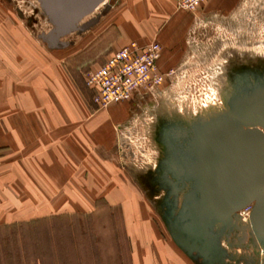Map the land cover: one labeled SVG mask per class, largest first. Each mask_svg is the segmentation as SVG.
<instances>
[{
    "label": "rangeland",
    "instance_id": "1",
    "mask_svg": "<svg viewBox=\"0 0 264 264\" xmlns=\"http://www.w3.org/2000/svg\"><path fill=\"white\" fill-rule=\"evenodd\" d=\"M211 1L195 10L178 9L188 17L183 24L186 30L172 46L161 42L157 66L164 78L156 87L142 90L127 107L128 113L117 127L121 140L118 157L136 192L133 196L139 199L141 215L152 218L159 235L175 239L187 262L264 264V241L252 237L249 209L221 218L212 208V221L200 196V191H206L204 175L196 165V155L202 157L204 152L203 125L216 122L218 111L232 109L235 101L251 94L252 88L255 91L264 86V0H227V5L222 0ZM106 3L62 23L45 0H0V8L13 12L11 20L19 25L15 33H0L1 71L18 65L19 71L31 67L27 71L30 75L37 68L32 66L37 56L47 65L55 60L96 109L114 105L102 107L92 101L85 77L94 66L88 59L70 57V45L85 30L80 29L85 17L106 15L103 19L108 22L126 5L123 0ZM158 27L153 22L149 39L158 40ZM3 75L10 80L11 76L22 77L18 71ZM261 80L263 83L258 82ZM12 84L10 81L8 87ZM6 85L7 80H0V88L6 89ZM9 115L0 109V121ZM227 117L233 123H244L234 113ZM4 212L9 215V211L0 210ZM61 215L65 217L48 226L58 229L61 254L47 253L43 248L41 263L36 257V242H22L23 238L12 233L13 228L5 226L0 227V242L6 243V248L17 245L19 249L15 255L2 257V263L132 264L131 231L120 203L98 197L89 211Z\"/></svg>",
    "mask_w": 264,
    "mask_h": 264
},
{
    "label": "crops",
    "instance_id": "2",
    "mask_svg": "<svg viewBox=\"0 0 264 264\" xmlns=\"http://www.w3.org/2000/svg\"><path fill=\"white\" fill-rule=\"evenodd\" d=\"M123 1L124 11L111 21L103 19L106 15H91L80 22L85 30L70 45L71 58L88 59L96 67L129 40L141 44L152 40L153 22L161 26L155 40L163 46L174 45L186 30L183 24L188 17L173 0ZM11 19L13 12L0 8V33L18 31L19 25ZM56 62L47 65L37 56L32 65L37 68L30 75L31 67L19 71L16 65L1 71L0 66V80H7L6 89L0 88V109L11 114L0 121V210L9 211V215L0 213V224L86 212L95 198L104 197L109 203H120L124 211L131 231L132 264H190L173 240L158 234L152 218H143L118 157L117 127L140 92L129 101L96 109ZM17 71L21 79L3 75Z\"/></svg>",
    "mask_w": 264,
    "mask_h": 264
},
{
    "label": "water",
    "instance_id": "3",
    "mask_svg": "<svg viewBox=\"0 0 264 264\" xmlns=\"http://www.w3.org/2000/svg\"><path fill=\"white\" fill-rule=\"evenodd\" d=\"M99 1L45 0L62 23H70ZM114 1L109 0L107 5ZM233 109L238 121L259 127L244 128L247 125L229 122L228 118L203 125L206 129L204 152L202 157L196 155V165L201 167L206 191H200V196L212 221L215 217L209 209L213 208L221 218H228L251 204L252 237L264 241V86L255 91L252 88L251 94L234 102Z\"/></svg>",
    "mask_w": 264,
    "mask_h": 264
},
{
    "label": "built area",
    "instance_id": "4",
    "mask_svg": "<svg viewBox=\"0 0 264 264\" xmlns=\"http://www.w3.org/2000/svg\"><path fill=\"white\" fill-rule=\"evenodd\" d=\"M173 1L177 9L195 10L205 0ZM160 54L161 44L156 40L143 44L127 41L86 75L85 84L92 91V101L104 107L129 101L136 93L156 87L164 78L157 66Z\"/></svg>",
    "mask_w": 264,
    "mask_h": 264
},
{
    "label": "trees",
    "instance_id": "5",
    "mask_svg": "<svg viewBox=\"0 0 264 264\" xmlns=\"http://www.w3.org/2000/svg\"><path fill=\"white\" fill-rule=\"evenodd\" d=\"M62 217H65V216L61 214L51 215L48 217L31 219L29 221H21V222H14L11 224L0 225V227L4 228L5 226H8V228H13L14 231L12 233L15 234V237L19 236V238H23L22 242H26L27 240L35 241L36 242L35 243L36 257L39 258V260L42 263V258L44 257V253H42V251L44 252V250H47L46 251L47 253L48 252L57 253V251L60 252L61 250L58 246V241H60L57 237L58 229L56 227L49 229L48 226L49 225L53 226L50 223L55 222L57 220L59 221ZM30 229L32 230L30 231ZM28 230H29V233H28ZM67 237L69 238V236ZM67 242L68 241H65L66 249H68ZM2 243L3 242H0V264H3L1 261L2 257H8V256L10 257L11 255H15L14 252L16 251V249H19V246L17 245H16V248L14 247V245H12L11 249L9 247L6 248V243L5 244H2ZM44 243H48V244H46V246L44 247L42 246V244L44 245ZM70 245H73L72 239H71Z\"/></svg>",
    "mask_w": 264,
    "mask_h": 264
},
{
    "label": "bare ground",
    "instance_id": "6",
    "mask_svg": "<svg viewBox=\"0 0 264 264\" xmlns=\"http://www.w3.org/2000/svg\"><path fill=\"white\" fill-rule=\"evenodd\" d=\"M107 0H100L97 4H96V7L101 5V4H104L106 3ZM233 108L231 109H228L227 110H222V111H218L215 115H214V119L216 122H220L221 120H223L224 118H228V121L232 122L233 119L227 117V114H231L233 113ZM244 124L247 125V126H244V128H252V127H259L258 125L257 126H250V123L248 121H244ZM249 124V125H248ZM226 218V217H225ZM250 224H251V221H250Z\"/></svg>",
    "mask_w": 264,
    "mask_h": 264
},
{
    "label": "flooded vegetation",
    "instance_id": "7",
    "mask_svg": "<svg viewBox=\"0 0 264 264\" xmlns=\"http://www.w3.org/2000/svg\"><path fill=\"white\" fill-rule=\"evenodd\" d=\"M237 75V74H236ZM251 208H252V205L250 204L249 205V213L248 214H250V212H251ZM237 212V211H236Z\"/></svg>",
    "mask_w": 264,
    "mask_h": 264
}]
</instances>
